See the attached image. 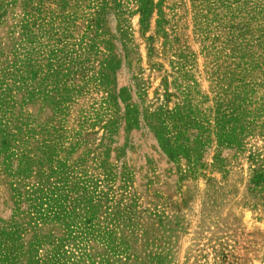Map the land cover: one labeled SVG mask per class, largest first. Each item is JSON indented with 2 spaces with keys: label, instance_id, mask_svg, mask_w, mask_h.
Masks as SVG:
<instances>
[{
  "label": "rangeland",
  "instance_id": "1",
  "mask_svg": "<svg viewBox=\"0 0 264 264\" xmlns=\"http://www.w3.org/2000/svg\"><path fill=\"white\" fill-rule=\"evenodd\" d=\"M0 264H264V0H0Z\"/></svg>",
  "mask_w": 264,
  "mask_h": 264
}]
</instances>
